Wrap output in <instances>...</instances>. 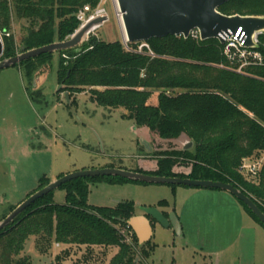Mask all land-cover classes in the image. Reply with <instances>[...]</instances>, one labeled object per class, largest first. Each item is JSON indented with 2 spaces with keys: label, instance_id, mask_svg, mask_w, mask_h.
I'll return each instance as SVG.
<instances>
[{
  "label": "trees",
  "instance_id": "trees-1",
  "mask_svg": "<svg viewBox=\"0 0 264 264\" xmlns=\"http://www.w3.org/2000/svg\"><path fill=\"white\" fill-rule=\"evenodd\" d=\"M98 4L99 0H0L4 46L1 60L69 40L79 28L78 11L87 5L93 11ZM218 11L227 16L264 17V0L232 1ZM14 20L28 24L18 43L11 34ZM145 43L149 51L136 53L127 51L121 41L106 43L91 36L77 49L57 52V83L70 97L88 89L92 103L106 109H123L124 119L162 140L185 135L193 142L189 151L159 153L156 171L133 172L230 184L264 214V163L255 176L242 175L243 161L264 152V64L246 68L244 74L220 68L229 63L217 40L168 36ZM130 46L136 48L134 43ZM257 51L264 58V34L259 37ZM52 55H41L15 67L23 69L29 79V67L36 69ZM173 90L181 92L167 94ZM154 93L157 103L152 105L149 100ZM69 105L75 106L76 100L71 99ZM180 163L190 166L187 175L174 173ZM103 181L139 184L112 177L64 184L60 187L65 191L64 204H56L52 192L0 231V264H28L21 254L30 237L63 246L117 247L109 264H147L154 248L142 245L136 263V238L132 236L131 245L121 234V227H127L135 215L133 204L120 203L112 208L87 204L89 184ZM50 182L47 177L39 178L36 189L28 196ZM239 204L264 229L248 208ZM158 206L166 207L167 202L160 201Z\"/></svg>",
  "mask_w": 264,
  "mask_h": 264
},
{
  "label": "rangeland",
  "instance_id": "rangeland-1",
  "mask_svg": "<svg viewBox=\"0 0 264 264\" xmlns=\"http://www.w3.org/2000/svg\"><path fill=\"white\" fill-rule=\"evenodd\" d=\"M100 7L105 9L108 20L94 34L85 37L77 48L86 44L91 36L106 43L123 41L119 20L110 0H102ZM27 28V23L13 21L11 34L16 43ZM58 63L59 55L53 53L36 69L29 67V79L19 67L0 71V220L36 189L37 179L47 177L55 180L59 175L73 173L75 161L89 160L95 167L91 169H100L98 165L108 164L109 167L133 171L142 170L138 166L142 162L145 167L155 162L157 165L159 153L181 150L176 143L162 140L146 130L134 133L131 121L121 118L125 112L123 109L98 107L89 100L88 89L70 97L57 83ZM180 92L173 90L167 94ZM71 99L76 100L75 106L69 105ZM156 103L157 93H154L149 104ZM246 161L262 166L264 152ZM174 168L181 172L190 166L180 163ZM242 175L247 176L243 170ZM191 189L103 181L89 184L87 204L112 208L120 203H132L134 214H142L143 209L158 206L160 201L175 208ZM52 197L56 204L65 203L63 189L55 190ZM153 224V242L157 244L152 246L154 249L146 263L192 264V257L182 249L180 238L159 223L153 221ZM137 245L136 263L142 246ZM117 251V247L57 246L30 237L21 258H26L28 264H109Z\"/></svg>",
  "mask_w": 264,
  "mask_h": 264
},
{
  "label": "water",
  "instance_id": "water-1",
  "mask_svg": "<svg viewBox=\"0 0 264 264\" xmlns=\"http://www.w3.org/2000/svg\"><path fill=\"white\" fill-rule=\"evenodd\" d=\"M116 1L121 15L125 39L129 43L147 42L151 39H160L168 36L188 39L190 32L197 30L201 41L217 40L223 45L224 40L221 36H235L241 29L240 34L244 35L245 46L254 48L256 47L253 43L254 35L256 33L264 34V17L241 15L227 16L218 11L221 6L237 0ZM102 20L103 19H97L88 23L82 29L76 31L67 41L36 48L20 53L13 58L3 60H1V58L3 57L4 46L0 34V71L15 67L24 61L35 59L41 55L75 49L83 43L86 33H88L95 24L102 22ZM66 100L68 101L67 94ZM142 129L150 133L146 128H138L135 125L131 127L134 133H138V131ZM170 142L176 143L180 147V151H189L193 148V142L185 135H180L177 139L171 140ZM99 177L120 178L129 182L145 185L183 186L194 189L223 191L246 206L264 227V214L257 205L248 196L230 184L208 180L152 176L121 168H100L75 171L51 181L44 188L28 196L10 214L0 221V231L13 223L15 219L39 199L54 192L64 184L77 179ZM142 212L145 216L154 219L161 226L168 227L166 218L157 209L145 208ZM135 222L136 218L132 217L127 223L128 227H133ZM141 240V244H143L144 238L141 237Z\"/></svg>",
  "mask_w": 264,
  "mask_h": 264
},
{
  "label": "crops",
  "instance_id": "crops-1",
  "mask_svg": "<svg viewBox=\"0 0 264 264\" xmlns=\"http://www.w3.org/2000/svg\"><path fill=\"white\" fill-rule=\"evenodd\" d=\"M90 164L89 160L75 161L72 170L95 168ZM100 166L98 168H114L108 164ZM138 166L149 172L157 169L156 162L149 167H145L143 162ZM173 171L187 175L190 169L183 168L180 172L178 168H174ZM188 193L175 208L169 205L153 208L166 218L168 227L164 228L180 238L182 249L192 257V264H264V229L245 212L234 197L223 191L194 188L188 190ZM133 217L136 222L131 230L138 244L155 247L157 243L153 242V221L158 222L143 213ZM141 237L144 238L143 244Z\"/></svg>",
  "mask_w": 264,
  "mask_h": 264
},
{
  "label": "built area",
  "instance_id": "built-area-1",
  "mask_svg": "<svg viewBox=\"0 0 264 264\" xmlns=\"http://www.w3.org/2000/svg\"><path fill=\"white\" fill-rule=\"evenodd\" d=\"M101 2L102 0H99V4L95 10L92 11L91 8L87 5L84 6L81 10H79L76 15V19L79 22L78 30L82 29L84 26L94 20L103 19L102 22L93 26V28L87 34L86 37L94 34V32L97 31L108 20V16L105 9L100 7ZM110 2L113 11L117 14V12H119L117 1L110 0ZM240 32L241 29L236 33L235 36H221V38L224 40V44L222 45V56L225 57V59L229 63V66L224 67L223 65H220V68H225L237 74H244L246 68L253 66H261L264 64V58L262 54L257 51V48L259 46V37L262 35V33H256L253 37V43L256 47L248 48L245 46L244 35H241ZM189 37L195 41H201L199 32L197 30L191 31ZM122 40V44L127 51L136 53H142L143 49H147L149 51V47L145 42L134 43L136 45V48L134 49L132 46H130L131 43H129L126 39L122 38ZM260 167L261 164L251 162L248 163L246 160H244L242 170L246 174L255 176L258 173ZM121 234L126 243L132 244L133 233L128 226L121 230Z\"/></svg>",
  "mask_w": 264,
  "mask_h": 264
},
{
  "label": "bare ground",
  "instance_id": "bare-ground-1",
  "mask_svg": "<svg viewBox=\"0 0 264 264\" xmlns=\"http://www.w3.org/2000/svg\"><path fill=\"white\" fill-rule=\"evenodd\" d=\"M117 18H118V20H119V25H120V30H121V33H122V34H121V35H122V38L125 39L124 30H123L122 22H121V15H120L119 12H117ZM102 21H103V20H102ZM92 28H93V27H92ZM92 28H91V29H92ZM91 29L89 30V32L91 31ZM89 32H88V33H89ZM88 33H86V35L84 36V38L87 36Z\"/></svg>",
  "mask_w": 264,
  "mask_h": 264
}]
</instances>
